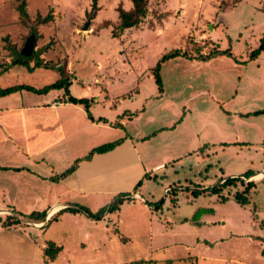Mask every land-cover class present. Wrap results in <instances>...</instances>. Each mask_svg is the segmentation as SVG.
I'll return each instance as SVG.
<instances>
[{
	"label": "rangeland",
	"instance_id": "rangeland-1",
	"mask_svg": "<svg viewBox=\"0 0 264 264\" xmlns=\"http://www.w3.org/2000/svg\"><path fill=\"white\" fill-rule=\"evenodd\" d=\"M222 1V7L233 6L221 9ZM20 2L0 0L3 87L18 83L44 86L61 77V67L74 80V91L89 88L94 96L96 92L102 95L91 113L112 118L116 114L109 106L113 104L122 108L120 113L139 108L140 104L133 99L138 87L143 96L159 93L155 66L173 47L181 46L192 56L201 50L230 47L234 57L220 55L207 66L186 56L162 62L160 76L165 96L154 100L147 112L158 118L149 123L146 114L134 126L143 135L152 134L169 122L174 111L169 103L180 100L178 96L186 97L194 89L207 91L197 99L201 109L213 108L212 97L217 98L218 113L212 117L217 123L216 132L219 128L222 132L231 130L238 133L239 139L226 145L217 142L215 152L204 143L205 148L202 145L190 155L183 154V147L175 143L172 149L153 150L151 146H157L159 138L143 142L138 150L148 162L149 154L156 159L166 153L181 157L179 161L170 160L156 176L145 179L142 193L151 208L129 202L111 216L94 222L86 214L85 221L63 213L58 221L44 227L46 222H36L24 215L33 210L50 212L53 208L55 189L60 190L65 184L51 177L93 146L133 132V125L124 123L126 130H106L88 122L85 111L73 108L71 112L66 107L56 116H68V126L60 124L41 132L37 130L39 124L51 119L46 114L36 119L32 112L22 113L19 121L6 116L0 123V165L28 168L19 176H10L11 170H0V217L6 220L12 215L21 220L10 227L0 224V264H126L142 258L192 264L189 260L194 262L197 256L225 257L228 262L221 264H235L231 259L264 264V178L253 187L251 201L246 205H241L233 195L250 180L237 179L240 188L223 185L226 178L244 177L249 170L255 173L264 168V113H254L264 109V56L250 59L264 36V0H242L237 4L234 0H149L143 26L132 27L123 38L113 37L111 31L118 22V6L122 3L128 8L131 0H99L101 10L90 20L89 29L83 26L89 20L92 0H27L26 19L18 10ZM49 13L53 20L42 22L41 18ZM32 32L37 35L36 53L54 68L28 71L25 66L16 65L3 70L4 65L19 56ZM34 62L31 60L32 65ZM100 79L108 82L103 84ZM42 100L64 101L63 90L46 94L17 92L0 98V108L6 110L10 103L36 104ZM195 103L192 101L189 106ZM235 110L251 113L234 119ZM122 116L124 122L129 121V114ZM179 130L171 133L175 140H179L178 135L188 138L189 131ZM209 140L214 141L213 137ZM88 145L92 147L86 149ZM32 169L49 177H41ZM218 185L222 188L217 193L213 188ZM165 187L170 190L165 191ZM15 194H19V202H5L7 195ZM55 195L67 200L62 191ZM36 196L48 198L38 205ZM78 197L74 200L87 204ZM109 201L101 200L97 209ZM91 209L94 211L95 207ZM85 234L90 235V241ZM50 240L63 248L54 261L44 254ZM201 262L202 259L199 264H204Z\"/></svg>",
	"mask_w": 264,
	"mask_h": 264
},
{
	"label": "crops",
	"instance_id": "crops-1",
	"mask_svg": "<svg viewBox=\"0 0 264 264\" xmlns=\"http://www.w3.org/2000/svg\"><path fill=\"white\" fill-rule=\"evenodd\" d=\"M131 6H132V1H131V5L128 8L127 7L126 8L129 9ZM143 23H141L139 26H143ZM139 26H136V27L139 28ZM130 29L131 28L126 29L122 36L116 37V38L125 37L126 32ZM181 31H182V29H181ZM176 41L177 40H174V42H176ZM173 49H181L182 51H185V49L182 48L181 46L177 47V48L173 47L170 50H173ZM202 53L207 54L208 52L206 50H204V51L202 50ZM261 54H262V56H264V52H262ZM188 55L190 58L199 61V62H195L196 64H198V65L205 64V66L213 64L214 61L217 60V57L220 56L219 55V56H215L213 58L204 60V59L199 58L198 54H194L193 56L191 54H188ZM180 57H184V56H177L176 58H180ZM101 81L103 82V84H106L108 82V80L105 82V80H103V79ZM72 82L73 83H72L70 88H71V92L75 96H77V97H89V98L94 97L95 98V101L92 103L91 108L102 97V95H100V92H96V94H97L96 96H94L95 94H93V93L91 94L89 88L85 89V90H81V91H74L72 88L73 84H74V80ZM137 92L138 93H136V95L133 96V99L136 100V103L138 102V104H140L139 108H136V110L135 109L134 110L127 109V110L123 111L122 113H120L119 111L120 110L122 111V108L119 107L118 105L115 106L113 104L112 106H109V107L114 108L113 112H115V114H116L114 117L111 118V117H108L105 115H98L97 116V115L93 114V116L95 118L104 117L108 120V122L92 121L88 117L87 111L85 110L83 105L74 104V105H77L75 107L74 105H72L73 103L64 102V101H60V100L56 101V102H52V101H48V100H42L41 102H37L36 104H25V103H21V102L20 103H10V104H8V109L4 110V108H0V123L1 124H3V122L5 120L4 118H6V116H8L7 117L8 119L10 117H13L14 120L19 121V119L21 118L20 114H22V113L32 112L35 115L36 119L38 117L41 118L42 114H46V116L51 117V119L45 120L44 124L38 123L41 127L38 126L37 130L38 131L41 130V132L46 131L48 129L57 128V126H60V124L64 125L66 128V126H68V116L66 118H57V116H56L58 112L64 110L66 107H68V110L71 112H72L73 108L82 112V113H84V111H85L87 114L88 122H90L92 125L95 124L98 127L104 128L106 130L114 131L115 129H113V128H121L122 130H126L127 127L125 126L124 123L133 125V130H134L133 132L127 131L123 135L119 136L118 138L110 140V141H114V140H117L120 138L123 139L122 142L119 145H117L114 149H112L108 152H104V153H95L94 156L92 157V159L81 161L78 168L72 174L61 179V181L65 185H63V187L60 190L55 189L56 192L54 193V196H53V198L55 200L51 204V206L53 208L51 207L52 209L50 210V212L53 211V214H55L60 209L66 207V206L81 204L77 200H74L78 196H79L78 198L85 199L87 204L82 203L83 205H86L89 208L95 207L94 211H97L99 208L102 207V206L98 207V209H97V206L99 205L98 203H100L101 200L111 199V201H112L118 194H120L122 192H132V194H131L132 199L126 200L121 206H123L125 203H129V202H134L136 204H144V205L148 206V201L145 200V197L142 193V187L144 186L145 179L147 178L145 175L148 174V175H150V177L156 176L155 175L156 172L166 168L167 162H169L170 160H174L175 158H177L178 161H179V159H181L180 156L179 157L177 156L178 154L170 155V154L166 153V156H163L159 159H156L155 157H151V154H149V162H148V160H144V158L140 154V149L138 150V145H141L143 142H147L148 140H150L152 138H155V139L159 138V141L155 143L157 146H155V147L151 146L153 148V150L156 149L158 151L157 147H162V148L164 147L163 149H168L170 147L172 149L174 146V143H175L176 145L183 147L182 153L185 155L186 154L190 155L193 152L195 153L196 151H198L199 149L202 148V145H203V148H205L207 146L206 145L207 143H208L209 151L215 152V145L217 142L219 144H225L226 145L229 143H235V142L237 143V140L239 139L238 133L233 132L231 130H227L226 132H222L221 128H219L218 133L216 132L215 126L217 125V123L215 122V120L212 117L215 113H218V111L215 110V106H216L215 102H216L217 98L212 97L211 101H213L212 102L213 108H210L209 106H204L203 109H201V106L197 102V99L200 98V96H203L204 93L207 91L194 90V89L191 90L190 94L187 95L186 97L178 96L180 98V100H177V102L172 101V103H169L170 108H172L174 110L170 114L171 117H170L169 122H167L163 126H160V128L155 130L152 134L143 135L141 133V129H137V127L134 125L137 124L136 123L137 121L142 120L144 118V116L148 112V107L153 104L154 100H162L163 99V97L165 96V88L162 87V90L159 89L158 94H155L154 96L152 95L149 97L143 96L144 94L142 95L141 89L139 87H138ZM60 93H62V92L60 91ZM1 98H3V97H1ZM142 100H145V102H143ZM192 101H195L196 103L193 104L192 106H189V103ZM203 101L206 102V101H210V100L205 99ZM109 103L110 102H108V104ZM160 104H163V103L160 102ZM111 110L112 109H110V111ZM154 111L156 112V110H154ZM249 113H251V112L246 111L244 113V112H240L238 110H235V113H234L235 118L234 119H237L241 116H245ZM126 114L130 115V119H129V121L124 122L122 120L123 118H121V115H123L122 117H125ZM157 118L158 117L155 116L152 112H149L147 114V122H149V123L156 122ZM178 120H179V123L177 122ZM42 125H44V126H42ZM181 128L184 129V131H189L188 138L184 139V137L182 138V136L178 135L179 140H175L171 133L173 131H177ZM66 132H68V129L66 130ZM212 137H213L214 141L209 140ZM217 138H218V140H217ZM110 141H108V142H110ZM104 143H106V142H104ZM104 143H101V144H104ZM204 143H206V144H204ZM101 144H99V145H101ZM96 146H98V145H96ZM91 147L92 146L88 145L86 149H89ZM93 147H95V146H93ZM89 151L90 150H88V152L82 154V156H80V157L85 156L86 154L89 153ZM43 159L46 160L45 158H43ZM72 160H70L68 162V164H70L72 162ZM0 166L9 167V169H7V170H5V169H0V170H4L6 172L8 170H11L10 176H19L22 172H24V170H26V168H28L26 166H17V165H0ZM20 167H24V169H21V170L15 169V168H20ZM28 171H30V170H28ZM32 171L34 173H36L33 169H32ZM260 172H262L264 175V168L261 171L255 172L253 176L248 177V178H250L249 179L250 181L255 182V185L259 180L264 178V176L260 179L253 178L255 175H257ZM17 174H19V175H17ZM36 174H38L41 177H45V178L49 177L48 175L44 176V175L39 174V173H36ZM139 181H142V184L137 188L136 192H133L134 188L136 187V185ZM239 186L240 185H237L236 188H240ZM241 186H243V185H241ZM64 187H65V189H67L66 192H65ZM243 188H244V186H243ZM164 190H166V187L164 188ZM252 190H253V188H252ZM59 191H62L65 193L64 197L66 196L65 199H67V200H64V201L60 200L61 196L55 195ZM236 191H241V190L238 189ZM251 191L249 194L250 201H251V197H252ZM6 198L7 199L5 200V202H11L14 204H16V202L20 201L19 200V194H15L14 196L7 195ZM45 198H48V197L36 196L37 204L40 203L38 205H41V202L44 201ZM111 201H109L108 203H110ZM43 204H45V203L43 202ZM45 205H48V204H45ZM148 208H151V207L148 206ZM91 210H93V209H91ZM49 213L47 214V220L53 215L52 214L49 217L48 216ZM65 213L69 214L71 212H65ZM114 213L115 212H113V214ZM71 214L75 215L74 217L85 218L84 219L85 221H86V218H88V217L84 216L83 215L84 213H82V212L71 213ZM111 215H112V213H108L105 216V218L107 216H111ZM59 219L60 218H58V220ZM47 220L44 222L47 223ZM91 221L94 222L96 220L91 219ZM85 235H86L85 239L89 240L90 235H88V234H85ZM257 237L261 238L262 236L261 237L257 236ZM207 248L208 247L206 246L205 249L207 250ZM189 258L190 257H188L187 259H189ZM201 259H202V262L204 264H207L208 262H209V264H212L211 262H217L218 264L228 262L225 257H218V256H197V257H194V262H192L190 260H189V262L192 264H195V263L199 264V260H201ZM156 260H158V259H156ZM161 261H163V260H161ZM231 261H233V263H235V264H250L248 262L246 263L243 260H239V259H231Z\"/></svg>",
	"mask_w": 264,
	"mask_h": 264
},
{
	"label": "trees",
	"instance_id": "trees-1",
	"mask_svg": "<svg viewBox=\"0 0 264 264\" xmlns=\"http://www.w3.org/2000/svg\"><path fill=\"white\" fill-rule=\"evenodd\" d=\"M132 1V6L127 9L124 7V5L121 3L118 6V22L115 24V26L112 29V36L114 37H120L124 34L125 30L128 28L136 27L139 26L141 23H143L148 15L149 12V0H131ZM242 0H234V4H237L238 2H241ZM224 2L222 1L221 4V9L222 8H230L231 5L223 6L222 4ZM233 6V5H232ZM231 6V7H232ZM101 6L99 4V0H92L91 3V9L88 11V17L89 20H93L98 12L100 11ZM18 10L22 16V18L26 19L28 17V12H27V0H21L20 4L18 5ZM50 20H53L52 14H47L45 17L41 18L42 22H48ZM91 23V22H90ZM90 26V24H89ZM84 27V26H83ZM89 28V27H88ZM37 36V35H36ZM262 52H264V36L260 40V45L258 48L254 49L251 52L250 59H255L258 55H260ZM199 58L207 60L210 58H213L215 56L219 55H228L231 57H234V53L232 52L231 48H226V49H220L217 47V49H213L207 54H203L202 50L198 54ZM176 56H186L189 57V55L185 51H182L181 49H173L170 50L169 52H166L165 54L162 55V57L159 59L155 66L154 70V78L158 84V87L160 90H162V85H161V76H160V69L162 62L165 60L171 59ZM34 59V64H31V60ZM16 65H22L25 66L28 71H35L37 68L45 67V68H54L53 65L49 64L48 61H45L42 57H40L39 54L34 51V53L29 56L25 57L19 54L16 58H14L10 63L4 65L3 70H7L10 67L16 66ZM61 71V77L53 82L47 83L44 86L41 87H36L34 85L28 84V83H18L14 85H9L6 87H3L0 84V98L9 96L12 94H15L17 92H22V91H29L37 94H46L49 91L52 90H63L64 93V102H70L73 104H78V105H83L85 110L87 111L88 117L92 121H104L108 122V120L104 117H99L95 118L93 114L91 113V105L95 101L94 97H77L71 92V85H72V79L70 76L64 71L63 68L59 67ZM254 113L259 114V113H264V109L257 110ZM122 138L106 142L104 144L98 145L93 147L89 153L83 157L77 158L67 169H65L63 172L59 173L56 175V177H51L52 180H59L62 178L67 177L68 175L72 174L79 166L80 162L83 160H90L94 156L95 153H104L108 152L112 149H114L117 145H119L122 142ZM0 169H9V167L5 166H0ZM17 170L24 169V167L20 168H15ZM254 175V172L252 170H249L244 174L243 176L245 177H251ZM147 178L150 177V175L146 174L145 175ZM255 178V176L253 177ZM237 179H241L240 177H229L226 178L225 181L223 182V185H236L237 186ZM142 184V181H139L134 188L133 192H136L137 188ZM244 188L241 191H236L234 194L235 199L241 204V205H246L250 202L249 194L252 188L255 186L254 181H248L247 183H243ZM222 186H215L213 188L214 192H220ZM132 192H122L118 194L109 204H107L104 207L99 208L97 211L91 210L89 207L83 204H77V205H69L66 206L62 209H60L58 212L53 214L48 220L47 223H45V226H48L50 223L53 221L57 220L59 216L65 212H71V213H78L82 212L86 214L89 218L98 220L105 218V216L108 213H113L118 210H120L121 205L126 201V200H131ZM158 206V203L156 204ZM21 214V213H20ZM48 214V210H42V211H37L33 210L29 214L24 215L26 218L32 219L36 222H44L46 220ZM22 215V214H21ZM21 220L19 217L16 216H8L6 220L2 219L0 217V224H2L4 227H10L14 224H19ZM62 246L58 245L56 242L50 240L47 242L46 247L44 248V254L47 256L50 260L54 261L58 254L62 251ZM126 264H176L175 260L173 259H167V260H156V259H137L131 262H128Z\"/></svg>",
	"mask_w": 264,
	"mask_h": 264
},
{
	"label": "water",
	"instance_id": "water-1",
	"mask_svg": "<svg viewBox=\"0 0 264 264\" xmlns=\"http://www.w3.org/2000/svg\"><path fill=\"white\" fill-rule=\"evenodd\" d=\"M89 24H90V20H88L85 23L83 29H88ZM36 38H37L36 34L34 32H32L31 35L27 38L25 46L21 50V55H23L25 57H29V56H31L34 53ZM48 216L50 217L51 215L49 214ZM263 254H264V251H263Z\"/></svg>",
	"mask_w": 264,
	"mask_h": 264
},
{
	"label": "built area",
	"instance_id": "built-area-1",
	"mask_svg": "<svg viewBox=\"0 0 264 264\" xmlns=\"http://www.w3.org/2000/svg\"><path fill=\"white\" fill-rule=\"evenodd\" d=\"M241 179H244V180H246V181H248L250 178H248V177H240ZM170 189H168V188H166V190L165 191H169Z\"/></svg>",
	"mask_w": 264,
	"mask_h": 264
},
{
	"label": "bare ground",
	"instance_id": "bare-ground-1",
	"mask_svg": "<svg viewBox=\"0 0 264 264\" xmlns=\"http://www.w3.org/2000/svg\"><path fill=\"white\" fill-rule=\"evenodd\" d=\"M264 175L262 174V175H260V178H262ZM259 177H258V179H260ZM255 179H257V176L255 177ZM56 208V207H55ZM54 208V209H55ZM56 210V209H55ZM50 215H52L53 214V211H51L50 213H49Z\"/></svg>",
	"mask_w": 264,
	"mask_h": 264
}]
</instances>
